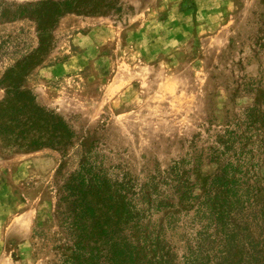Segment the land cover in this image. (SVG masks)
<instances>
[{
	"label": "rangeland",
	"instance_id": "374dc122",
	"mask_svg": "<svg viewBox=\"0 0 264 264\" xmlns=\"http://www.w3.org/2000/svg\"><path fill=\"white\" fill-rule=\"evenodd\" d=\"M106 3L110 8L97 12L63 13L44 61L24 78L36 101L61 115L77 138L64 151L0 150V264L58 263L51 248L54 178L74 169L82 137L107 165L143 178L192 143L194 153L205 151L243 108L264 110V0ZM34 27L27 18L0 22V77L17 54L36 46ZM16 37L15 49L4 42ZM215 167L201 161L191 178ZM258 172L264 181V167ZM193 213L181 212L167 233L178 252L182 221Z\"/></svg>",
	"mask_w": 264,
	"mask_h": 264
},
{
	"label": "trees",
	"instance_id": "16d2710c",
	"mask_svg": "<svg viewBox=\"0 0 264 264\" xmlns=\"http://www.w3.org/2000/svg\"><path fill=\"white\" fill-rule=\"evenodd\" d=\"M106 1L0 0V22L32 20L36 37V46L17 54L0 77L1 151H64L77 138L61 115L36 101L24 78L44 61L50 30L63 13L101 11L110 8ZM4 42L15 49L20 38ZM258 107L243 108L205 151L194 153L192 143L184 156L143 178L107 165L82 137L74 169L54 178L51 248L57 264H264V181L258 172L264 167V110ZM201 161L215 170L192 179ZM191 209L178 252L167 233ZM159 213L158 221L150 219Z\"/></svg>",
	"mask_w": 264,
	"mask_h": 264
}]
</instances>
